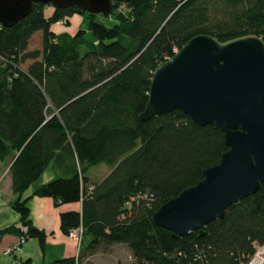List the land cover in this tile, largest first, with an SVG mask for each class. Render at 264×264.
I'll return each instance as SVG.
<instances>
[{
    "label": "trees",
    "instance_id": "trees-1",
    "mask_svg": "<svg viewBox=\"0 0 264 264\" xmlns=\"http://www.w3.org/2000/svg\"><path fill=\"white\" fill-rule=\"evenodd\" d=\"M42 7L36 2L14 24L0 26V174L8 176L10 207L18 214V225L1 227L0 237H34L41 246L44 233L30 224L25 202L48 196L55 205L80 203L79 211L58 212L60 232L79 225L81 234L76 254L56 264H77L116 243L126 246L134 264L245 263L264 243V183L200 232L173 235L154 225L150 214L198 181L226 147L220 131L178 109L144 120L138 114L152 69L189 37L254 34L264 42V0H111L109 25L76 6L53 8L47 17ZM72 13L86 18L91 40L82 29H49L56 21L66 25ZM35 31L39 47L27 49ZM57 159L69 173L21 197ZM97 164L109 171L90 181L85 171ZM139 193L149 198L129 200Z\"/></svg>",
    "mask_w": 264,
    "mask_h": 264
},
{
    "label": "water",
    "instance_id": "water-1",
    "mask_svg": "<svg viewBox=\"0 0 264 264\" xmlns=\"http://www.w3.org/2000/svg\"><path fill=\"white\" fill-rule=\"evenodd\" d=\"M111 0H0V26L23 18L33 4L76 6L105 15ZM127 1V0H115ZM180 110L196 124L221 132L226 147L201 178L160 204L150 221L185 235L221 218L225 206L264 183V42L254 34L223 41L205 33L189 37L152 69L141 120Z\"/></svg>",
    "mask_w": 264,
    "mask_h": 264
},
{
    "label": "crops",
    "instance_id": "crops-1",
    "mask_svg": "<svg viewBox=\"0 0 264 264\" xmlns=\"http://www.w3.org/2000/svg\"><path fill=\"white\" fill-rule=\"evenodd\" d=\"M73 14L75 13L66 17V25H58L56 21L49 25V29L54 33L64 31L72 34L76 29L74 30L73 27L69 29L67 25L70 24L69 19ZM57 162L58 159L49 161L39 176L33 180L35 182L31 186L32 181L28 184L26 189L21 193V197L28 196L31 190L38 184L52 177L67 175L69 167L60 164V161ZM99 165H103L104 168L102 172H98V175H96L94 174L96 165L93 166V174L97 176L95 179L86 175L89 167L86 169L85 175L90 181L100 179L109 171V167L106 165ZM46 167H48L47 170H45ZM44 171H46V174L42 176ZM13 197L14 195L9 188L8 176L3 170L0 174V228L10 224L14 226L18 225V214L10 207V201ZM25 204L28 208V220L30 224L44 233L42 244L40 246L34 237H29L23 239L18 249L13 250L11 253H3L5 248L13 246L18 240V236L15 234H3L0 237V264H55L58 258L74 256L76 254L74 241L60 232L58 228V212L64 210L79 211V201L55 205L53 200L48 196L30 195L26 199Z\"/></svg>",
    "mask_w": 264,
    "mask_h": 264
},
{
    "label": "rangeland",
    "instance_id": "rangeland-1",
    "mask_svg": "<svg viewBox=\"0 0 264 264\" xmlns=\"http://www.w3.org/2000/svg\"><path fill=\"white\" fill-rule=\"evenodd\" d=\"M120 6L122 7L123 4H120ZM52 9L53 7L50 4L44 3L41 9L42 15L44 17L49 16L52 12ZM93 19L94 21L102 23L104 25L111 24V19L105 15L95 14L93 16ZM57 22H58L57 23L58 25H64L60 21H57ZM69 23L70 24L67 25L69 29L71 27H73L74 30L77 28L82 29L84 30L82 33V37L86 40L92 39L91 34L85 29L86 18L82 14H77V13L73 14L71 18L69 19ZM39 39H40V32L39 31L33 32L28 39L26 48L27 49L38 48ZM27 62L28 60H25L22 63H20V67L23 68L27 64ZM47 168L48 167H46L45 170H47ZM93 168H94L93 166H90L88 168V173H86V175L89 177H92V179H95L97 178V176H94V174L98 175V172H102L104 167L103 165L97 164L95 166V170ZM92 170H94L95 172L94 174ZM45 172L46 171H44L42 176L46 174ZM33 182L35 181H32L30 186L32 185ZM77 264H134V259L129 254V251L124 244L116 243V244L110 245L107 251H100L99 249L96 250L92 254L87 255L84 258H82L80 262H78Z\"/></svg>",
    "mask_w": 264,
    "mask_h": 264
},
{
    "label": "built area",
    "instance_id": "built-area-1",
    "mask_svg": "<svg viewBox=\"0 0 264 264\" xmlns=\"http://www.w3.org/2000/svg\"><path fill=\"white\" fill-rule=\"evenodd\" d=\"M61 22V21H60ZM139 198H145L148 199L149 196L145 195V194H136L133 196L129 197V200L131 201H137ZM80 234H81V228L80 226H76L74 228L69 229L66 232V236H68L69 238H71L74 241L75 247L77 249L78 243H79V239H80ZM23 241L22 237H18L17 243L14 244L11 247H7L3 250V253H11L13 250L18 249V246L20 245V243ZM243 264H264V243L261 245H258L255 247L253 253L250 255V257L246 260L245 263Z\"/></svg>",
    "mask_w": 264,
    "mask_h": 264
}]
</instances>
